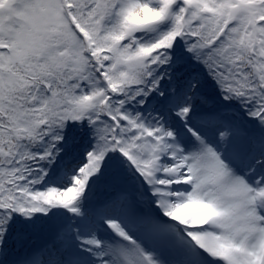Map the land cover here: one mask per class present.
I'll return each instance as SVG.
<instances>
[{
    "label": "snow or ice",
    "instance_id": "snow-or-ice-1",
    "mask_svg": "<svg viewBox=\"0 0 264 264\" xmlns=\"http://www.w3.org/2000/svg\"><path fill=\"white\" fill-rule=\"evenodd\" d=\"M0 264H264V0H0Z\"/></svg>",
    "mask_w": 264,
    "mask_h": 264
}]
</instances>
